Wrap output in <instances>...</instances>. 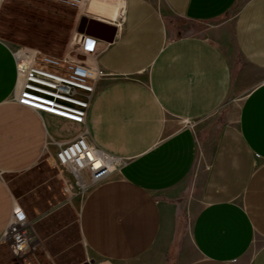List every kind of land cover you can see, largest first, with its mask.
Returning <instances> with one entry per match:
<instances>
[{
  "label": "crops",
  "instance_id": "obj_1",
  "mask_svg": "<svg viewBox=\"0 0 264 264\" xmlns=\"http://www.w3.org/2000/svg\"><path fill=\"white\" fill-rule=\"evenodd\" d=\"M99 1L118 16L87 6L76 17L104 25L84 33L97 41L84 60L106 76L68 137L64 119L15 103L14 51L0 39V237L15 206L7 179L86 132L125 160L79 206L97 259L264 264V0ZM244 91L238 109L226 106Z\"/></svg>",
  "mask_w": 264,
  "mask_h": 264
},
{
  "label": "rangeland",
  "instance_id": "obj_2",
  "mask_svg": "<svg viewBox=\"0 0 264 264\" xmlns=\"http://www.w3.org/2000/svg\"><path fill=\"white\" fill-rule=\"evenodd\" d=\"M78 23L79 19L71 9L49 2L3 0L0 5V39L13 51L32 49L57 58L66 53L82 60L89 58L90 55L72 51V36ZM191 27L188 28L196 29ZM245 95L244 91L231 98L226 106L238 109ZM208 121L212 125L218 120L210 116ZM64 124L62 135L74 134L75 129L68 126L70 122L64 120ZM42 161L26 174L7 179L15 205L31 222L38 247L22 262L13 259L6 247L0 245V261L4 264H17L16 261L21 264L28 261L32 264H108L89 252L78 231L79 206L90 188L73 187L71 193L65 194L62 178L67 173L54 169L45 158ZM197 174H201L200 170Z\"/></svg>",
  "mask_w": 264,
  "mask_h": 264
},
{
  "label": "built area",
  "instance_id": "obj_3",
  "mask_svg": "<svg viewBox=\"0 0 264 264\" xmlns=\"http://www.w3.org/2000/svg\"><path fill=\"white\" fill-rule=\"evenodd\" d=\"M40 1L71 9L80 18L88 15L89 0ZM2 2L0 0V5ZM72 38L73 52L95 54L97 41L94 38L79 33H74ZM13 58L17 76L13 100L17 105L85 126L96 83L106 76L102 70L70 53L57 58L23 49L14 51ZM49 144L55 148L53 152L45 149L50 165L67 173L62 178L65 194L73 187H94L118 173L125 163L124 159L90 144L86 132L65 144ZM30 226L27 214L18 205L17 208L14 206L8 227L0 237V245L5 246L17 261L25 262L38 247Z\"/></svg>",
  "mask_w": 264,
  "mask_h": 264
},
{
  "label": "bare ground",
  "instance_id": "obj_4",
  "mask_svg": "<svg viewBox=\"0 0 264 264\" xmlns=\"http://www.w3.org/2000/svg\"><path fill=\"white\" fill-rule=\"evenodd\" d=\"M87 6L88 10L100 16L107 18H116L118 16L119 11L115 6L112 7V5L105 2L102 3L99 0H89ZM15 208H17V205H15Z\"/></svg>",
  "mask_w": 264,
  "mask_h": 264
},
{
  "label": "water",
  "instance_id": "obj_5",
  "mask_svg": "<svg viewBox=\"0 0 264 264\" xmlns=\"http://www.w3.org/2000/svg\"><path fill=\"white\" fill-rule=\"evenodd\" d=\"M78 25H79V28H78V32L79 33H82V34L85 33V34H88V35H91V36H95L93 31L97 27L104 26L103 24H100L99 22H96L94 20H87L86 21L85 18L80 19ZM105 27L108 28L107 26H105ZM108 29H110V28H108Z\"/></svg>",
  "mask_w": 264,
  "mask_h": 264
}]
</instances>
